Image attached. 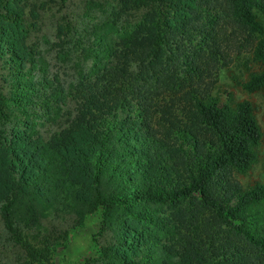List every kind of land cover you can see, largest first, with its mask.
<instances>
[{
	"label": "trees",
	"instance_id": "16d2710c",
	"mask_svg": "<svg viewBox=\"0 0 264 264\" xmlns=\"http://www.w3.org/2000/svg\"><path fill=\"white\" fill-rule=\"evenodd\" d=\"M22 1L0 0V66L10 70L0 73L9 89L0 85L6 229L17 233L21 196L52 202L66 191L101 210L111 232L92 264H264V234L252 223L264 184L244 188L238 178L257 161L261 126L249 100L214 94L220 70L246 52L261 70L244 89L264 87V0H118L116 18L140 12L141 21L69 91L58 77L34 79L40 51ZM66 35L61 24L59 46ZM40 84L52 89L45 99ZM68 98V122L47 139L30 107ZM35 251L38 264H59Z\"/></svg>",
	"mask_w": 264,
	"mask_h": 264
},
{
	"label": "rangeland",
	"instance_id": "374dc122",
	"mask_svg": "<svg viewBox=\"0 0 264 264\" xmlns=\"http://www.w3.org/2000/svg\"><path fill=\"white\" fill-rule=\"evenodd\" d=\"M117 3L118 0H23L31 25L29 43L40 51L39 66L32 71L34 79L43 83L45 76L58 77L69 91L81 72L98 67L109 55L108 43L118 41L141 21L140 12L116 18ZM34 8L39 15L36 20L31 15ZM114 18L118 21L115 25L110 23ZM260 18L264 21V14ZM61 24L66 26L67 35L59 46ZM96 32L102 37L99 44H94ZM260 70L251 52L235 56L231 65L220 70L214 91L223 102L249 100L261 126L257 161L248 173L238 175L244 188L264 184V87L252 92L243 87L251 73ZM9 71V66H0L1 74ZM0 85L6 92L9 90L2 80ZM38 87L41 94L47 92L43 99L52 93L48 85ZM73 107L71 98L52 108L40 100L29 111L37 130L48 139L68 122ZM55 197L52 202H41L21 196L15 211L17 233L6 229L0 213V264H38L33 250L59 264H92L91 260L111 240V232L103 230L102 211L73 201L66 191L55 192ZM253 209L254 229L264 234V201Z\"/></svg>",
	"mask_w": 264,
	"mask_h": 264
}]
</instances>
